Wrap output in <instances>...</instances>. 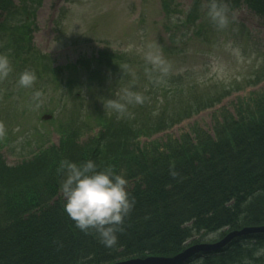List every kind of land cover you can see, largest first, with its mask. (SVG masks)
Wrapping results in <instances>:
<instances>
[{"label":"trees","instance_id":"1","mask_svg":"<svg viewBox=\"0 0 264 264\" xmlns=\"http://www.w3.org/2000/svg\"><path fill=\"white\" fill-rule=\"evenodd\" d=\"M25 1L16 6L13 0H0V23L6 14L5 22L28 14ZM240 1L264 14V0H233L232 5ZM200 4L194 0L189 23L198 18ZM163 8L167 15L177 11L169 0L163 1ZM4 25L11 57L25 65L32 51V22L24 20L8 30ZM94 61L98 65L93 70L91 62L84 63L91 89L105 92L100 74L103 69L116 74L123 57L103 51ZM17 63L14 71L20 73ZM106 92L111 94L112 88ZM253 94L237 102L234 112L222 108L213 114L210 131L194 124L179 138L141 144L133 142V132L105 117L103 128L87 142L80 143L75 134L63 135L58 145L14 167L0 153V264H113L172 257L211 234H218L212 240L216 242L230 231L264 226V91ZM221 97L196 101L184 115L161 119L153 130L213 108ZM66 159H91L98 168L111 167L125 178L133 204L119 226L115 246L105 247L94 231L78 229L64 211L59 185ZM261 247L264 233L251 234L219 251L197 254L187 264H264V255H253Z\"/></svg>","mask_w":264,"mask_h":264},{"label":"rangeland","instance_id":"2","mask_svg":"<svg viewBox=\"0 0 264 264\" xmlns=\"http://www.w3.org/2000/svg\"><path fill=\"white\" fill-rule=\"evenodd\" d=\"M162 1L42 0L40 5L25 1L28 14L4 26L8 30L24 20L34 23L32 46L41 54L31 57L30 51L25 65L14 62L9 33L0 31V55L11 69L0 78V152L8 166L58 145L63 135L75 134L80 143L88 141L105 117L135 136L139 133L138 142L143 143L178 138L194 124L210 131L218 110L234 112L237 102L264 91V80L257 84L264 76L263 13L243 1L237 7L225 3L228 23L218 28L207 16L209 4L204 2L197 8L203 17L200 28L187 22L193 0H169L177 10L171 17L164 16ZM101 51L123 57L116 74H110L115 80L114 96L91 89L80 66L84 58ZM149 54L163 63L154 66ZM16 63L21 71L35 74L30 88L17 84ZM36 91L39 97H34ZM220 94L221 104L191 118L183 116L171 129L153 133L161 119H176L190 104H203ZM137 95L142 102L135 101ZM114 101L124 105L123 112L112 107ZM46 114L53 118L44 121ZM142 130L150 132L149 137L140 134ZM217 238L218 234H211L204 240L210 243Z\"/></svg>","mask_w":264,"mask_h":264},{"label":"clouds","instance_id":"3","mask_svg":"<svg viewBox=\"0 0 264 264\" xmlns=\"http://www.w3.org/2000/svg\"><path fill=\"white\" fill-rule=\"evenodd\" d=\"M207 16L218 28L226 27L228 18L222 3L211 0ZM239 55L238 51L236 53ZM147 59L156 66L163 62L159 58L148 55ZM10 65L5 56L0 55V78L7 76ZM161 71L166 69L161 68ZM36 79L35 74L25 69L19 74L17 84L23 88H30ZM36 91L34 97H39ZM137 103L142 98L134 97ZM112 107L121 113L124 105L113 102ZM62 181L59 185L64 196V211L74 221L81 231H94L105 247L116 245L120 225L132 207V200L126 190V180L115 173L111 167L103 169L91 159L76 162L64 160L61 164ZM175 175V172L172 173ZM254 256L264 255V247L257 249Z\"/></svg>","mask_w":264,"mask_h":264},{"label":"water","instance_id":"4","mask_svg":"<svg viewBox=\"0 0 264 264\" xmlns=\"http://www.w3.org/2000/svg\"><path fill=\"white\" fill-rule=\"evenodd\" d=\"M50 116H44V119H50ZM255 233H264V226L259 227H246L240 231L230 232L223 240L215 244H196L182 253L174 256V257H157V256H149L146 258H134L122 262H118L115 264H185L191 257L200 253V252H210L217 251L231 242L233 239L241 236H246Z\"/></svg>","mask_w":264,"mask_h":264}]
</instances>
